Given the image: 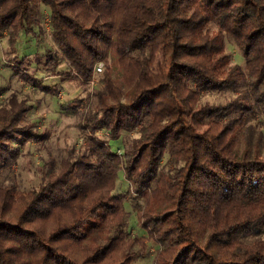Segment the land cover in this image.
<instances>
[{"label": "trees", "instance_id": "1", "mask_svg": "<svg viewBox=\"0 0 264 264\" xmlns=\"http://www.w3.org/2000/svg\"><path fill=\"white\" fill-rule=\"evenodd\" d=\"M41 4L58 50L20 57L21 33L38 39ZM1 37L14 74L52 96L58 88L36 77L41 69L76 85L97 63L103 70L99 87L67 106L87 108L78 122L91 134L86 152L50 158L36 188L0 185V264H132L127 196L155 235L152 264H264V154L247 139L237 147L248 120L264 114V0H0ZM227 37L245 73L229 65ZM154 47L167 52L166 72L152 71ZM244 79L243 97L194 104ZM29 110L14 95L0 104V174L48 137L26 122ZM120 171L128 189L114 194Z\"/></svg>", "mask_w": 264, "mask_h": 264}, {"label": "rangeland", "instance_id": "2", "mask_svg": "<svg viewBox=\"0 0 264 264\" xmlns=\"http://www.w3.org/2000/svg\"><path fill=\"white\" fill-rule=\"evenodd\" d=\"M39 25L35 27L38 39L32 36H25L21 33L16 47L20 57L27 55L32 57L35 52L41 55L47 51L58 50L53 43L50 28L48 24L49 10L44 5L39 6ZM213 28V27H212ZM40 31V32H39ZM225 51L230 59V66L235 68L234 73L243 72L244 61L243 57L236 47L232 39H225ZM6 39L0 38V104L6 101L11 95L20 101H27L30 105V110L27 112L25 120L33 125L35 129L48 131V137L41 142H30L17 158L16 164L11 170L4 171L0 174V185L11 186L19 191H28L31 188H36L40 184L42 173L45 171V163L54 158L56 162L65 156L69 149L86 152L85 139L86 136H91L89 131L82 132L78 127V122L82 113L87 108L82 106L76 111L67 108L68 104L74 99L80 98L85 100L88 94L90 95L99 87V80L102 76L103 63L101 72L94 70L93 78L85 85H76L73 82H60L57 77L47 75L41 69V72L36 74V77L47 86H56L58 92L52 96L39 90H35L29 84L23 83L15 74L10 64L5 58ZM152 71L158 72L167 71V52H163L160 47H154L151 55ZM98 64V63H97ZM35 63L31 62L30 71L34 69ZM66 64L63 63L58 69H64ZM247 82L244 79L238 84H232L222 91H212L200 94L195 105L197 104H224L225 102L236 97H243L247 90ZM248 97L252 98L253 94ZM195 98V95L194 97ZM253 101V100H252ZM150 109L155 112V104L150 106ZM264 114L259 110L255 116L251 117L247 122V128L244 130V136L237 143V147H242V141L247 139L251 144H256L261 153L264 154ZM187 126L195 134H201L203 128H197L190 121H187ZM97 136L105 140L106 132L104 130L97 133ZM136 136L133 131H130L128 136L123 134L121 140L125 141ZM113 151H122V143L120 140L111 144ZM137 172V171H136ZM128 189V182L124 178L122 171L118 173L114 194L124 193ZM139 201L135 196H127L124 207L128 212V218L125 229L129 237L133 240L131 252L133 255L132 264H152L153 257L158 249L155 235L146 227L140 224L134 210L135 203Z\"/></svg>", "mask_w": 264, "mask_h": 264}, {"label": "built area", "instance_id": "3", "mask_svg": "<svg viewBox=\"0 0 264 264\" xmlns=\"http://www.w3.org/2000/svg\"><path fill=\"white\" fill-rule=\"evenodd\" d=\"M94 70L96 72H101L102 70V63H98L95 65ZM121 152L119 150L116 151V154L119 155Z\"/></svg>", "mask_w": 264, "mask_h": 264}]
</instances>
